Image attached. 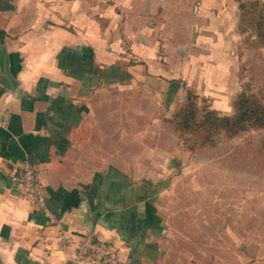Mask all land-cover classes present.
<instances>
[{
	"label": "crops",
	"instance_id": "1",
	"mask_svg": "<svg viewBox=\"0 0 264 264\" xmlns=\"http://www.w3.org/2000/svg\"><path fill=\"white\" fill-rule=\"evenodd\" d=\"M235 7L0 0L2 264H101L73 259L87 237L107 264H264L259 178L196 165L209 149L190 152L167 123L187 90L227 101ZM23 162L40 206L9 179ZM239 183L257 195L231 201Z\"/></svg>",
	"mask_w": 264,
	"mask_h": 264
},
{
	"label": "rangeland",
	"instance_id": "2",
	"mask_svg": "<svg viewBox=\"0 0 264 264\" xmlns=\"http://www.w3.org/2000/svg\"><path fill=\"white\" fill-rule=\"evenodd\" d=\"M232 1L236 4L237 15L230 20L232 25L228 29L227 48L230 58V78L234 86L229 88L226 94L227 101L225 100L223 107L220 105L219 109L209 107L208 99H200L198 96L196 99L199 108L205 106L219 115H231L234 112L233 102L240 93L249 95L251 100L264 105V36L258 38L256 30L258 21L262 24V32H264V0H241L244 2L242 8L239 7L238 1ZM249 1H257V3L251 5ZM213 137L215 143L208 148V157L196 161V165L205 163V161L217 168L218 165H226L229 169L227 173L229 179L236 173L241 174V178L245 181L259 178L260 183H254L253 186L259 191L260 210L264 213V129L246 126L233 136L227 137L224 132H218ZM211 171L206 175L210 174L209 178H212V183L213 181L218 183L221 174L219 169H211ZM197 177L202 179L204 176L199 173ZM251 186L252 183H239V189L230 191L231 201L239 202L243 198L245 202V198L247 200L252 194L257 195V190L252 193ZM220 195H224V192H220ZM249 209L251 211V207ZM219 224L220 222L217 221L215 228H218ZM260 226L262 235L264 233L263 217ZM260 245L264 249V242H260Z\"/></svg>",
	"mask_w": 264,
	"mask_h": 264
},
{
	"label": "trees",
	"instance_id": "3",
	"mask_svg": "<svg viewBox=\"0 0 264 264\" xmlns=\"http://www.w3.org/2000/svg\"><path fill=\"white\" fill-rule=\"evenodd\" d=\"M236 1L239 2V7L244 6L243 1ZM249 3L254 5L257 1H249ZM256 23L257 37L262 38L264 36L262 24L258 21ZM196 99L197 95L187 90L183 100L177 104L167 119L168 125L178 134L182 145L190 152L213 146L215 143L213 136L218 132H224L230 137L246 126L264 129V105L257 104L249 95L240 93L236 97L233 102L234 112L231 115H219L205 106L199 108Z\"/></svg>",
	"mask_w": 264,
	"mask_h": 264
},
{
	"label": "built area",
	"instance_id": "4",
	"mask_svg": "<svg viewBox=\"0 0 264 264\" xmlns=\"http://www.w3.org/2000/svg\"><path fill=\"white\" fill-rule=\"evenodd\" d=\"M1 118L0 125L4 123V116ZM9 179L15 184V189L19 194L38 206L42 204L39 185L34 170L28 163L23 162L18 171L10 174ZM87 256L92 257L101 264L113 263L114 261L113 256L105 251L101 243L93 241L88 237L76 245L73 259L78 261Z\"/></svg>",
	"mask_w": 264,
	"mask_h": 264
}]
</instances>
